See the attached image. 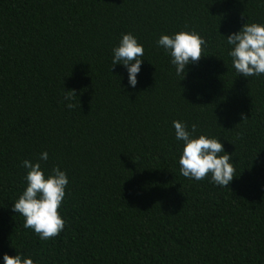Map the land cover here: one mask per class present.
Segmentation results:
<instances>
[{"label": "trees", "instance_id": "trees-1", "mask_svg": "<svg viewBox=\"0 0 264 264\" xmlns=\"http://www.w3.org/2000/svg\"><path fill=\"white\" fill-rule=\"evenodd\" d=\"M246 22L264 23L262 0H0V258L264 264V75L236 76L221 36ZM184 28L207 46L180 80L155 40ZM125 32L144 46L135 89L110 71ZM173 120L220 137L226 188L179 174ZM42 151L69 181L64 230L47 241L11 211L21 161Z\"/></svg>", "mask_w": 264, "mask_h": 264}, {"label": "clouds", "instance_id": "clouds-1", "mask_svg": "<svg viewBox=\"0 0 264 264\" xmlns=\"http://www.w3.org/2000/svg\"><path fill=\"white\" fill-rule=\"evenodd\" d=\"M221 36L236 76L248 79L264 75V23L246 22L237 31L229 32L226 37ZM155 46L163 50L175 75L183 80L188 67L200 60L202 46L207 45L198 32L184 28L170 34H160L155 40ZM110 51V71L114 66H122L126 72L127 87L135 89L144 61L143 44L131 32H125L121 33L118 43ZM122 79L123 74L119 77V80ZM75 96L73 91H64L61 102L67 109L75 107L72 102ZM172 129L174 139L178 142L177 162L181 176L193 181H201L207 177L211 184L220 188H226L236 177L232 157L225 152L220 137L197 135L198 123L189 125L173 120ZM48 159V152L42 151L35 161H21V166L26 170L23 190L11 205V211L23 217V228L30 229L42 241L54 238L64 230L65 219L58 209L65 199L69 183L66 171L59 166H53L46 172L42 164ZM0 264L37 262L31 255L16 251L12 256L3 254Z\"/></svg>", "mask_w": 264, "mask_h": 264}]
</instances>
